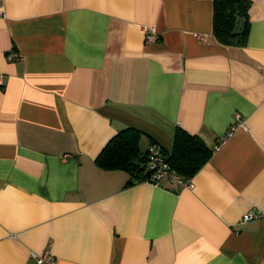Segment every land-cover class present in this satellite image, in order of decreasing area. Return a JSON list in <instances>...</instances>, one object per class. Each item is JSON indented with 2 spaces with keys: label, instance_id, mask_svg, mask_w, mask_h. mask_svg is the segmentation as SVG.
<instances>
[{
  "label": "crops",
  "instance_id": "1",
  "mask_svg": "<svg viewBox=\"0 0 264 264\" xmlns=\"http://www.w3.org/2000/svg\"><path fill=\"white\" fill-rule=\"evenodd\" d=\"M250 1L246 45L228 47L212 0H0V264H264V0ZM124 127L143 149L169 151L180 127L213 152L192 187L128 184L95 163Z\"/></svg>",
  "mask_w": 264,
  "mask_h": 264
},
{
  "label": "trees",
  "instance_id": "2",
  "mask_svg": "<svg viewBox=\"0 0 264 264\" xmlns=\"http://www.w3.org/2000/svg\"><path fill=\"white\" fill-rule=\"evenodd\" d=\"M250 0H212V34L217 43L228 47H244L249 33L248 10ZM245 18L243 34L235 35L239 18ZM147 137L140 130L124 127L112 136L101 149L95 163L103 170H121L129 174L128 184L144 182L149 171L146 169L148 147H141L142 140ZM159 146V145H158ZM166 161L179 175L192 179L207 163L212 155L208 148L196 135H191L176 127L169 151L162 149Z\"/></svg>",
  "mask_w": 264,
  "mask_h": 264
},
{
  "label": "built area",
  "instance_id": "3",
  "mask_svg": "<svg viewBox=\"0 0 264 264\" xmlns=\"http://www.w3.org/2000/svg\"><path fill=\"white\" fill-rule=\"evenodd\" d=\"M158 40V36L154 28H147L145 30V41L147 43H154ZM10 60L21 58V55L17 51H12L8 55ZM0 85H2V77L0 75ZM146 169L149 171L147 180L155 186H162L164 184H170L174 188L192 187V180L184 178L173 170L166 161V156L162 153L158 145L152 144L148 148ZM260 214L253 210L247 211L242 220L244 222L259 218ZM37 263H49L54 264V259L48 253L41 257L34 256Z\"/></svg>",
  "mask_w": 264,
  "mask_h": 264
},
{
  "label": "water",
  "instance_id": "4",
  "mask_svg": "<svg viewBox=\"0 0 264 264\" xmlns=\"http://www.w3.org/2000/svg\"><path fill=\"white\" fill-rule=\"evenodd\" d=\"M235 1H238V0H235ZM245 23H246V19L241 17L239 18V21H238V26L234 32L235 35H241L243 34L244 32V29H245Z\"/></svg>",
  "mask_w": 264,
  "mask_h": 264
}]
</instances>
